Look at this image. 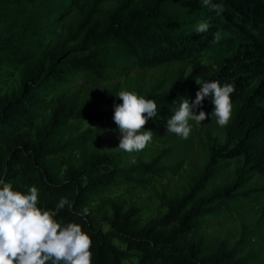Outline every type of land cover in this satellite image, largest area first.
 <instances>
[{
	"label": "trees",
	"instance_id": "obj_1",
	"mask_svg": "<svg viewBox=\"0 0 264 264\" xmlns=\"http://www.w3.org/2000/svg\"><path fill=\"white\" fill-rule=\"evenodd\" d=\"M212 2L224 11L202 0H0V178L24 194L37 187L44 209L71 201L55 219L81 225L92 264H264V0ZM201 22L210 27L198 34ZM196 81L232 84V115L218 126L207 96L193 112L208 118L182 139L166 121L195 100ZM120 90L158 106L142 151L97 149L121 137Z\"/></svg>",
	"mask_w": 264,
	"mask_h": 264
},
{
	"label": "clouds",
	"instance_id": "obj_2",
	"mask_svg": "<svg viewBox=\"0 0 264 264\" xmlns=\"http://www.w3.org/2000/svg\"><path fill=\"white\" fill-rule=\"evenodd\" d=\"M202 6L211 8L218 15L224 11L221 4L212 0H202ZM209 27L207 22H201L195 32L205 33ZM215 39L218 40L219 36L216 35ZM201 85L192 103L183 99L173 109L166 121L168 133L187 139L192 131L189 122L201 124L208 118L203 110L199 114L193 112V108L202 105L207 96H211L214 106L211 116L215 117L217 125H228L232 115L231 94L235 87L221 85L219 81ZM115 96L122 101L114 105L112 116L121 134L117 148L127 153L144 150L153 139L154 133L144 129L148 120L157 116L156 102L127 90H120ZM39 203L37 187H30L28 194H24L14 191L11 183L0 178V264H92V241L81 225L55 219L62 209H71L73 203L62 197L55 210L41 208ZM77 214L87 215L88 209Z\"/></svg>",
	"mask_w": 264,
	"mask_h": 264
},
{
	"label": "rangeland",
	"instance_id": "obj_3",
	"mask_svg": "<svg viewBox=\"0 0 264 264\" xmlns=\"http://www.w3.org/2000/svg\"><path fill=\"white\" fill-rule=\"evenodd\" d=\"M209 60H210L209 57L205 56L202 59V63L207 64V63H209ZM200 125L201 124H197L196 125V131H198V127ZM120 138L111 137L110 139H108V141H100V144L98 145L97 149L100 150V151H104V152H116V151H119L120 149L117 148V147L119 145ZM191 138H192V142H193V146H192V149H191L192 160L195 161V162H200L203 157H202L201 151L199 150V148L197 146L198 144L196 143V141L199 139V132H197V134L193 135Z\"/></svg>",
	"mask_w": 264,
	"mask_h": 264
}]
</instances>
